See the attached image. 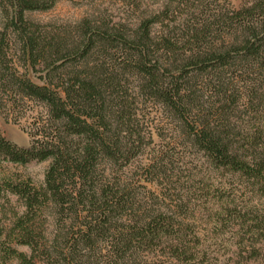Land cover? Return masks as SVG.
Segmentation results:
<instances>
[{"label": "trees", "instance_id": "16d2710c", "mask_svg": "<svg viewBox=\"0 0 264 264\" xmlns=\"http://www.w3.org/2000/svg\"><path fill=\"white\" fill-rule=\"evenodd\" d=\"M2 1L0 113L30 114L31 141L18 147L0 133V170L3 163L49 165L39 187L0 177V201L11 194L24 208L8 234L0 211V251L18 264H148L144 256L157 251L170 264H196L200 251L179 219L185 205L156 209L135 193L131 169L155 184L167 162L153 151L134 166L148 138L126 85L131 77L160 104L178 138L210 168L264 195V0L172 28L166 5L134 28L84 21L64 36L24 16L48 11L51 1ZM226 211L251 241L249 258H257L264 214ZM8 237L30 255L6 246Z\"/></svg>", "mask_w": 264, "mask_h": 264}, {"label": "rangeland", "instance_id": "374dc122", "mask_svg": "<svg viewBox=\"0 0 264 264\" xmlns=\"http://www.w3.org/2000/svg\"><path fill=\"white\" fill-rule=\"evenodd\" d=\"M47 1L53 3L48 11L26 12L24 16L28 21L38 25L41 30L64 36L69 33L74 34L84 21L97 25L123 24L134 28L141 19L163 10L166 5H170L173 12L169 13L172 28L194 17L203 20L212 13H224L230 8L238 9L254 0ZM3 4L4 1L0 0V33L4 32L6 27ZM202 11L203 13H200ZM159 30L160 26L154 27L155 32ZM32 81L39 83L34 76ZM136 85L129 77L126 87L134 98L135 117L147 135L148 145L134 166L147 164L149 155H152L153 151H160L167 162L165 177H161L155 184L147 183L143 177L141 178V171L135 170L134 167L131 169L130 174L134 176L133 186L137 197L149 204L155 202L156 209L163 210L167 207L168 211L177 203L185 205L179 219L189 227V233L195 238L197 250L200 251L198 260H195L196 264H264V250L260 251L257 258H249L250 249L247 246L251 243L250 239L247 235H243L236 222L228 221L226 216V209L234 207L237 209L255 207L259 210L258 213L263 215L264 195L257 191V188H252L246 183L242 185V182L228 173L210 168L201 154L186 147L178 138L174 131V122L167 119L161 105L141 95ZM29 109L35 110L37 106L30 105ZM19 110L0 113V133L7 141L26 148L31 141L27 122L30 114L26 112L24 114ZM48 165L47 161L32 162L27 165L3 163L0 177L15 182L30 181L33 186L39 187L43 184ZM232 199L233 204L230 203ZM0 205L5 232L8 234L16 218L23 213V204L18 197L6 194ZM44 225L50 227L49 222ZM12 239V237L6 238L5 245L19 253L30 255L27 246L18 245ZM240 244H242L240 247H245L244 251H239ZM257 245L259 244H256V247H260ZM156 253L155 256H144L148 264L172 262L163 252ZM0 264H18V261L15 258H6L4 252L0 251ZM35 264L43 263L37 261Z\"/></svg>", "mask_w": 264, "mask_h": 264}]
</instances>
